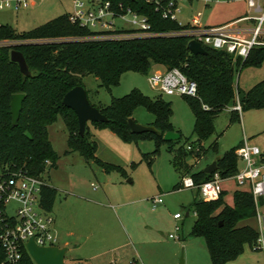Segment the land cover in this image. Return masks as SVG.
<instances>
[{"label": "trees", "instance_id": "1", "mask_svg": "<svg viewBox=\"0 0 264 264\" xmlns=\"http://www.w3.org/2000/svg\"><path fill=\"white\" fill-rule=\"evenodd\" d=\"M110 1L117 13H124L129 7L146 16L154 31L182 28L177 21L162 18L153 4L146 0ZM119 2L122 7H117ZM93 33L77 22L72 23L69 13H63L27 31H17L9 24H0V40H50L20 42L0 47V171L4 175L20 170L39 176L44 172L46 159L50 160L51 166L54 164L55 154L49 140L48 126L58 118H61L67 130V153L77 152L86 162L95 163L104 173L116 171L121 176L126 175L122 166L104 161L96 155L98 145L93 139L90 127L86 125L81 135L76 114L62 104V98L68 90L78 85L84 87L83 77L86 75H93L99 80L100 87L109 90L128 71L148 74L155 65H161L165 69H180L197 85L195 97H182L193 114V133L197 135L199 144L211 135L215 117L227 106L233 107L237 100L241 111L264 108V79L241 95L237 85L242 69L264 64V45L252 47L248 55L242 58L208 46H203L205 53L193 54L187 48V38L183 36L85 39ZM70 37L84 39L54 41L57 38ZM12 49L22 52L31 72L30 76L22 75L17 63L10 60ZM14 93L24 94L22 109L15 126L11 123L10 113V100ZM92 105L107 117L106 122H92L94 129H108L126 143L141 137L154 140V149L142 153L143 160L149 166L160 154V145L165 144L171 150L182 137L177 131L180 134L178 139L169 142L163 140L164 133L176 130L170 121L171 104L161 95L151 98L134 88L121 97L112 96L109 104L97 102ZM139 106L153 114L154 120L150 124L159 134L134 133L130 130L127 120L132 118ZM229 115L231 123L240 119V114L234 109L230 110ZM238 146L239 144L226 150L217 160L214 173L221 179L229 178L237 171L235 150ZM192 147L191 150L185 147V151L199 157L200 145L198 150ZM185 154L181 151L172 154L177 169L182 168L179 160ZM179 171L181 178L189 175L196 184L209 180L214 175L203 170L188 174L185 167L182 172ZM180 181L173 186V190L180 189ZM223 192L214 201H203L194 197L189 206L195 219L187 236L204 240L212 264H225L236 258L242 253L244 245H253L258 236L257 229L247 224H239L256 215L251 192L235 190L232 205L222 202ZM56 195L55 187L50 184L43 185L40 197L42 207L52 211ZM261 200L262 197L259 198V204ZM2 259L3 252L0 249V261ZM21 264H35L25 250Z\"/></svg>", "mask_w": 264, "mask_h": 264}, {"label": "rangeland", "instance_id": "2", "mask_svg": "<svg viewBox=\"0 0 264 264\" xmlns=\"http://www.w3.org/2000/svg\"><path fill=\"white\" fill-rule=\"evenodd\" d=\"M17 1L21 2L18 7H16ZM81 1L87 5L89 0ZM72 2L73 0H2L0 24H9L17 31H27L63 13L72 12ZM260 4L263 6L264 0H260ZM180 8L181 12L177 15L179 22L184 23L191 16L200 13L201 23L212 26L223 25L245 14L253 17L260 13L258 7L250 10L246 0H212L208 5L202 0L191 2L185 0L180 3ZM116 24L119 22L117 21ZM247 24L248 22L243 21L242 26ZM254 24L255 21L251 19L250 28ZM155 66L148 74L132 71L123 73L119 83L111 86L109 90L100 87L99 80L93 75L83 77L84 88L91 104L97 102L109 104L112 96L121 97L134 88L151 98L161 95L165 101L170 102L172 108L170 121L174 130L179 131L182 137L171 150L165 144L160 145V154L150 166L143 160L142 153L154 149L155 142L151 138L141 137L126 143L108 129L99 131L94 129L90 122L87 123L98 145L96 155L104 161L122 166L126 175L121 176L116 171L104 173L95 163L86 162L77 152L67 153V130L61 118L48 126V136L55 160L42 177L46 179L47 184L57 189L53 211H83L75 210L73 203L74 201L79 203L80 200L70 194L83 196L87 200L103 197L106 192L109 196L123 200L149 198L144 202H131L124 207L123 213L119 211L123 223L125 226H130L131 231L126 232L121 224L116 226L108 221L107 234L102 227L99 232L95 231L96 237H92L90 242L68 248L64 257L65 264H79L81 260L85 261V264H133V260L141 264L135 253L136 248L140 250V246L142 250L149 247V251L155 253L150 255L154 264H167L166 261L170 258L173 259L172 264H178L181 257L184 264H212L202 238L194 237L189 240L177 238L179 230L177 231L176 227L181 226V220H174L173 214L176 212L182 214L184 219L182 232L186 234L194 216L190 211L189 217H186L185 207L194 197L201 199L196 189L173 190L181 175L179 170L182 172L185 167L190 174L205 168L215 156L237 145L240 139L243 140V134L250 144L257 145L264 153V145L258 142V137L264 134V108L241 111L239 114L245 119L244 127L241 121L233 123L229 121L231 106H227L216 117L211 135L201 140L199 144L197 135L193 133V114L184 97L160 93L148 82V76L152 72L161 71L158 67L155 69ZM262 79H264V64L260 67L242 69L238 82L240 95L243 90ZM132 118L143 125L150 124L154 120L153 114L142 106L136 108ZM188 144L194 146V150H198L200 145L199 158L185 151ZM179 151L186 154L179 160L182 168L177 169L172 154ZM221 186L224 190L222 202L227 205L233 204L235 190H249L247 184L238 185L232 177L222 179ZM157 195H161L164 203L154 207L153 198ZM262 197L264 199V195ZM111 201L114 204V201ZM12 204L9 207H12ZM258 209L264 214V203L259 204ZM77 221L80 223L81 220ZM242 222L254 229L258 227L255 216ZM72 230L76 235L80 232L83 235L81 224L75 225ZM170 234H175L176 238H170ZM76 235L71 237L72 240L79 238ZM57 244L61 245L62 241L58 240ZM225 264H264V249H255L253 245L245 244L242 253Z\"/></svg>", "mask_w": 264, "mask_h": 264}, {"label": "built area", "instance_id": "3", "mask_svg": "<svg viewBox=\"0 0 264 264\" xmlns=\"http://www.w3.org/2000/svg\"><path fill=\"white\" fill-rule=\"evenodd\" d=\"M153 4L155 11H158L162 18L175 20L182 26L178 30L154 31L146 16L136 13L129 7L124 13H117L112 8L110 0H89L87 5L81 0H73V11L69 12V19L72 23H79L94 33L85 39H131L149 38L160 36H183L188 41L195 40L200 45L214 49L223 50L235 57H246L254 46L264 45V5L260 0H246L248 8H259L260 13L255 16L247 14L232 23L223 25H203L201 14L197 13L190 17L187 22H179L177 15L181 12L180 3L185 0H146ZM209 4L212 0H202ZM2 3V0H0ZM16 2V7L20 5ZM1 5V4H0ZM117 7H122L119 2ZM254 20L255 24L249 29L234 28L239 21ZM117 21L119 24H116ZM249 33V37L236 36L234 33ZM84 38H57L54 41H66ZM50 40L33 39L16 41L11 39L0 40L1 46H10L20 42H47ZM204 48V47H203ZM150 85L160 93L167 95H179L195 97L197 93L196 82L185 76L180 69L170 68L152 72L148 76ZM238 113L241 106L237 100L232 107ZM187 150L193 149L191 145L186 146ZM237 155V171L232 176L238 185L247 184L253 195L256 207L257 232L255 249H264V214L259 207V198L264 195V160L262 151L257 145L250 144L246 138L235 150ZM51 162L45 160L44 172L49 170ZM43 172V173H44ZM42 173V174H43ZM39 176H32L24 171H11L4 175L0 171V249L3 252V259L0 264H21L23 250H26L25 243L32 238L38 246H59L58 238L54 230L55 218L51 211L42 207L40 202L41 187L46 185V179ZM221 178L217 173L209 180L196 184L191 176L181 178L180 188L196 189L203 201H214L220 197L222 192ZM14 203V205L12 204ZM154 207L163 203L161 195L153 198ZM12 204V207L9 205ZM175 219H180L182 214H173ZM179 230V227H176ZM170 238H176L170 234ZM177 238L179 236L177 235Z\"/></svg>", "mask_w": 264, "mask_h": 264}, {"label": "crops", "instance_id": "4", "mask_svg": "<svg viewBox=\"0 0 264 264\" xmlns=\"http://www.w3.org/2000/svg\"><path fill=\"white\" fill-rule=\"evenodd\" d=\"M245 15L238 16L237 18H235V19H233V20H231V21H229L227 23H232L236 19H239V17H243ZM244 22H248V24L246 26H242L243 21H239V22L235 23L236 25H234L235 26L234 28H239V29H244V30L245 29H249L250 25H251V20H246ZM239 26H242V27H239ZM234 35L242 36V37H245V38L249 37V33L242 32V31L240 33H236V34L234 33ZM156 67H158L159 70H163L164 69V67L163 66L161 67V65H156L154 68L157 69ZM241 71H240V73H241ZM240 73L238 75L237 85H238V82H239ZM248 89L243 90V92L247 91ZM231 109H232V106H231ZM216 117H215V119H216ZM229 117H230V115H229ZM239 121H241L243 123L244 127H245V119L240 116ZM101 130H103V129H99V131H101ZM91 133L93 134V132H91ZM243 136H244V138H246L245 134H243ZM242 141L243 140L240 139L237 143L240 145L242 143ZM258 142H260V143H262L264 145V134H262L260 137H258ZM262 155H264V153ZM217 156H220V155H217ZM199 157H197V158H199ZM215 157H214V159H215ZM214 159H212V161ZM203 169H201V170H203ZM180 179H181V177H179V180L177 182H179ZM53 187H55V186H53ZM180 189H184V188H180ZM222 191H224L223 188H222ZM70 195H74V196H72L73 198H76V199L81 201L80 202V201L77 200L79 203L74 201L73 206H74L75 210L76 209L77 210H81L82 209L83 211H53V207H52V211H51L53 216H54V218H55L54 230H55L56 236H57L58 240L62 241V244L59 245V246H70V248H74L76 246L77 247L78 246H82L85 243L90 242L92 237H96L95 236V231L99 232L102 229V227H104L103 230H105V233L107 234L109 232L107 230L108 229V226H107V222L108 221L113 222L116 226L121 224L122 227L126 230V232L127 231H131L130 226H125V224L123 223V221L121 219V215H120L121 213L120 212L124 211V207L127 206V204H129L131 202H134V201H137V202H141L142 201V202H144L145 200H149L148 197L147 198L141 197V198H137V199H133V200H123L121 198L118 199V197H116V198L112 197V195L109 196L107 194V192L104 193L103 197H96V198H93L92 200H87L83 196H77L76 194H70ZM65 200H67V197H65ZM111 200L114 201V204L112 203ZM191 202L189 203V205L187 207H185V210H186L185 211V216L186 217H189L190 211H192L189 208ZM54 203H55V201H54ZM163 203H164V201H163ZM263 203H264V199L262 197L261 204H263ZM53 206H54V204H53ZM88 209H90V210L93 209V211H87ZM100 209H102V210H100ZM193 216H194V219H195V214L194 213H193ZM194 219H193V221H194ZM77 220H81L80 223H77L78 222ZM174 220H176V221L181 220V226L180 227L178 226L179 227V234H178L179 239H181V240H184V239L189 240L191 238H194V237H189V236L187 237L186 236V235H188V233L190 231V228H191V226L193 224V221L191 223V226L187 230L186 234H184L182 232L183 224H184L183 223L184 222L183 217H181L180 219H175L174 218ZM246 220H248V219H246ZM80 224L83 226V232H82L83 235H81V232H80V234L76 235V234H74L72 229L75 228V225L79 226ZM239 224L240 225H244V224H247V223H243L241 221ZM74 235H76V237H79V238H76V239L74 238L72 240L71 237L74 236ZM90 245H91V243H90ZM92 245L96 246V244H92ZM139 248H140V250L136 248L135 253H136V258L140 261V263L141 264H154L153 263V259L150 258V255H151V253L152 254H155V253L153 251H149V247L144 248L143 250H142L141 246ZM166 262H167V264H172L173 263V259L170 258ZM85 263L86 262L82 261V260H81V262H79V264H85ZM132 263L133 264H137L136 260H133ZM111 264H114V263H111Z\"/></svg>", "mask_w": 264, "mask_h": 264}, {"label": "water", "instance_id": "5", "mask_svg": "<svg viewBox=\"0 0 264 264\" xmlns=\"http://www.w3.org/2000/svg\"><path fill=\"white\" fill-rule=\"evenodd\" d=\"M187 48L193 54H203L206 52L200 43L195 40L188 41ZM10 60L17 63L19 71L22 75H31L22 52L12 49L10 51ZM23 99V93H14L11 95L10 113L11 123L13 126L17 124L19 114L22 109ZM62 104L72 109L76 114L78 131L81 135H83L88 122L107 121V117L89 102L87 91L82 85L75 86L68 90L62 98ZM127 122L130 130L134 133L152 132L159 134V131L151 124L143 125L136 122L132 118H128ZM26 135L30 137L28 133H26ZM179 136L180 134L177 131H168L163 134V140L169 142L178 139ZM219 158L220 156H216L215 159L203 169V171L208 174L214 173L217 167L216 163ZM25 247L27 253L35 264H65V253L67 249L70 248V246H38L32 238L25 243ZM178 264H184L183 257L180 258Z\"/></svg>", "mask_w": 264, "mask_h": 264}]
</instances>
